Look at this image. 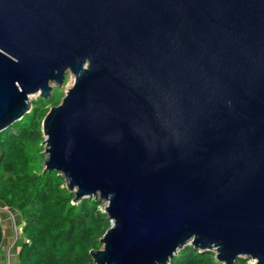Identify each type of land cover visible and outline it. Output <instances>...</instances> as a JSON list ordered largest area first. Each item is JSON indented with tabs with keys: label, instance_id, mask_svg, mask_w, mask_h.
Segmentation results:
<instances>
[{
	"label": "water",
	"instance_id": "1",
	"mask_svg": "<svg viewBox=\"0 0 264 264\" xmlns=\"http://www.w3.org/2000/svg\"><path fill=\"white\" fill-rule=\"evenodd\" d=\"M67 71L43 164L106 202L95 264H264V0H0V131Z\"/></svg>",
	"mask_w": 264,
	"mask_h": 264
},
{
	"label": "trees",
	"instance_id": "2",
	"mask_svg": "<svg viewBox=\"0 0 264 264\" xmlns=\"http://www.w3.org/2000/svg\"><path fill=\"white\" fill-rule=\"evenodd\" d=\"M58 96L51 103L58 104ZM49 99L37 97L31 109L0 131V201L22 219L18 264H95L89 251L110 226L98 197L74 202L65 178L46 169L41 121ZM4 231L0 222V245ZM169 264H222L212 250L186 244ZM235 264H246L238 257Z\"/></svg>",
	"mask_w": 264,
	"mask_h": 264
},
{
	"label": "crops",
	"instance_id": "3",
	"mask_svg": "<svg viewBox=\"0 0 264 264\" xmlns=\"http://www.w3.org/2000/svg\"><path fill=\"white\" fill-rule=\"evenodd\" d=\"M0 222L4 231L3 240L0 245V264H7L8 261L9 264H15L10 255L14 256L17 261V252L21 245L18 238L23 237L22 219L16 210L5 206L0 201Z\"/></svg>",
	"mask_w": 264,
	"mask_h": 264
},
{
	"label": "rangeland",
	"instance_id": "4",
	"mask_svg": "<svg viewBox=\"0 0 264 264\" xmlns=\"http://www.w3.org/2000/svg\"><path fill=\"white\" fill-rule=\"evenodd\" d=\"M73 82H74V75L70 72V71H67L66 74H65V77H64V81L62 83V85L58 86L57 83L55 82H51V85L53 87V90L50 92V94L46 97L49 99L48 101V104H47V108L49 109L51 106L53 105H57V104H52L50 101L51 99L54 97V96H58L59 99V102L61 101L62 97L65 95V93L67 92V90L73 85ZM41 96L40 95V92L38 93H32L29 95V100L31 102V107H32V104L33 102L36 100L37 97ZM42 97V96H41ZM58 102V103H59ZM31 109V108H30ZM106 205V202H102V204L100 205V209L103 211L104 207ZM17 238V236H16ZM19 243L21 244L22 243V239L23 237H19ZM212 251H215L212 249ZM11 258H13V261L15 264H18V262L16 261V259L14 258V256L10 255ZM241 258H245L244 255H241L240 256ZM255 260L254 259H251V258H246V264H254ZM223 264V263H222Z\"/></svg>",
	"mask_w": 264,
	"mask_h": 264
},
{
	"label": "bare ground",
	"instance_id": "5",
	"mask_svg": "<svg viewBox=\"0 0 264 264\" xmlns=\"http://www.w3.org/2000/svg\"><path fill=\"white\" fill-rule=\"evenodd\" d=\"M49 84H50V82H49ZM38 92H40V90H37L35 93H38Z\"/></svg>",
	"mask_w": 264,
	"mask_h": 264
},
{
	"label": "built area",
	"instance_id": "6",
	"mask_svg": "<svg viewBox=\"0 0 264 264\" xmlns=\"http://www.w3.org/2000/svg\"><path fill=\"white\" fill-rule=\"evenodd\" d=\"M7 264H9V261H8V263Z\"/></svg>",
	"mask_w": 264,
	"mask_h": 264
}]
</instances>
